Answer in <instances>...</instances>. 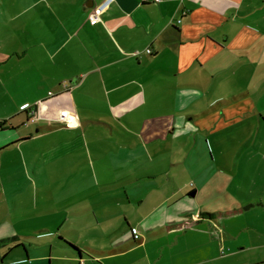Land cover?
Instances as JSON below:
<instances>
[{"label":"crops","instance_id":"crops-1","mask_svg":"<svg viewBox=\"0 0 264 264\" xmlns=\"http://www.w3.org/2000/svg\"><path fill=\"white\" fill-rule=\"evenodd\" d=\"M102 1L0 0V207L39 264H264L204 207L264 199V0Z\"/></svg>","mask_w":264,"mask_h":264},{"label":"rangeland","instance_id":"rangeland-1","mask_svg":"<svg viewBox=\"0 0 264 264\" xmlns=\"http://www.w3.org/2000/svg\"><path fill=\"white\" fill-rule=\"evenodd\" d=\"M261 80H259L260 82ZM35 125L27 123V129L33 130ZM241 192H238L240 198L237 201H231L223 195L220 200H215L214 198L207 199L205 202L206 214L210 215H220L225 220H232L236 223V230L239 231L237 235L233 236L234 241L239 246H245L246 239V229L243 224L257 225L261 226L263 215L253 216L243 210L248 209L250 204L255 205L257 202H262L264 204V199L247 201L242 196ZM27 194L26 192H19L18 195ZM9 211V215L7 216ZM232 213V215L230 214ZM11 215V217H9ZM224 215L226 218H224ZM231 215V216H230ZM28 217V211L26 208H16L13 205L11 207L2 206L0 207V264H39L35 262L40 255L37 251V246L41 241L35 238H25L33 236L27 230L31 227V224L25 222L24 219ZM219 218V219H222ZM24 221V222H23ZM9 226V230L6 227ZM220 232H224L225 229H219ZM58 239L55 238L54 244L57 243ZM233 241V240H232ZM259 241V240H258ZM35 244V245H34ZM27 246V251H30V262L26 261L25 251ZM57 248V247H56ZM234 249V248H233ZM67 252L69 249H63ZM236 249L234 250V252ZM256 251V250H255ZM261 252L260 250H257ZM242 255L241 258H244ZM235 260V259H234ZM58 262H54L57 264ZM90 264H97L89 261ZM44 264H50L49 262Z\"/></svg>","mask_w":264,"mask_h":264},{"label":"built area","instance_id":"built-area-1","mask_svg":"<svg viewBox=\"0 0 264 264\" xmlns=\"http://www.w3.org/2000/svg\"><path fill=\"white\" fill-rule=\"evenodd\" d=\"M115 1L116 0H103L101 3L96 5L95 8L93 9V12L89 16L90 24L93 26H96V25H99L100 23H102L103 15L106 14L110 10V8L115 3ZM156 1L161 2L162 0H156ZM146 53L151 55V54H153V50L148 49L146 51ZM141 54H142L141 52H135L133 55L138 57ZM25 109H29L28 111H29V114L31 116V119H30L31 123H36L40 119L38 106H34V107H30V108L27 107ZM60 121L68 127L81 122L79 120V118H77V116L74 115V117H73L69 112L62 113V115L60 117ZM3 129H4V124L0 123V131ZM81 264H86V263L82 260Z\"/></svg>","mask_w":264,"mask_h":264},{"label":"trees","instance_id":"trees-1","mask_svg":"<svg viewBox=\"0 0 264 264\" xmlns=\"http://www.w3.org/2000/svg\"><path fill=\"white\" fill-rule=\"evenodd\" d=\"M1 131H2V130H1ZM1 131H0V132H1ZM208 216L212 217V215H210V214H209ZM74 249H76V248H74Z\"/></svg>","mask_w":264,"mask_h":264}]
</instances>
